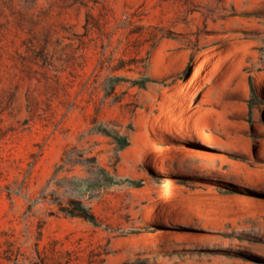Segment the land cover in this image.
Returning <instances> with one entry per match:
<instances>
[{"label":"rangeland","instance_id":"1","mask_svg":"<svg viewBox=\"0 0 264 264\" xmlns=\"http://www.w3.org/2000/svg\"><path fill=\"white\" fill-rule=\"evenodd\" d=\"M40 262L264 264V0H0V264Z\"/></svg>","mask_w":264,"mask_h":264},{"label":"bare ground","instance_id":"2","mask_svg":"<svg viewBox=\"0 0 264 264\" xmlns=\"http://www.w3.org/2000/svg\"><path fill=\"white\" fill-rule=\"evenodd\" d=\"M244 48H245L244 44H235V46H232L229 48H223V47L214 48V49L204 52L201 55L200 59H197L195 61L193 65V74L188 80V83L194 81L195 79H198L201 73L203 72L205 66H207L209 62H215V64H217L221 60L230 58L235 50H243ZM191 111L193 112V117L197 124L207 122L211 118V112L208 110H201L200 108H193L191 109ZM170 132H171V129H170ZM203 138L206 142L212 141V138L209 136L203 135ZM151 150L153 152V156H151V161L156 162L160 158L162 170L166 174L170 175L171 177H176L177 173L170 165V162L172 160H174L175 158L181 157V156L180 157L177 156L176 149L174 147H168L166 149H163V148L154 146ZM183 219L191 222L190 218L186 217L185 215H183ZM156 239H160V236L158 235ZM186 239L189 240V238H186ZM148 240L149 238H147L146 241Z\"/></svg>","mask_w":264,"mask_h":264},{"label":"trees","instance_id":"3","mask_svg":"<svg viewBox=\"0 0 264 264\" xmlns=\"http://www.w3.org/2000/svg\"><path fill=\"white\" fill-rule=\"evenodd\" d=\"M116 141L121 148H125L129 144L127 138H125V137L118 138ZM70 216L83 218V219L90 221L92 223H96L95 215L91 212V210L89 208H87L86 206H84L82 204H77V210L72 212L70 214ZM35 264H41V262L35 263Z\"/></svg>","mask_w":264,"mask_h":264}]
</instances>
